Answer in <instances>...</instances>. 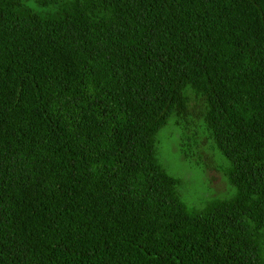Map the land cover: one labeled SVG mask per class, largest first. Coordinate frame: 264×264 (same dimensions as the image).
Segmentation results:
<instances>
[{
    "label": "trees",
    "instance_id": "obj_1",
    "mask_svg": "<svg viewBox=\"0 0 264 264\" xmlns=\"http://www.w3.org/2000/svg\"><path fill=\"white\" fill-rule=\"evenodd\" d=\"M0 264H264V0H0Z\"/></svg>",
    "mask_w": 264,
    "mask_h": 264
},
{
    "label": "rangeland",
    "instance_id": "obj_2",
    "mask_svg": "<svg viewBox=\"0 0 264 264\" xmlns=\"http://www.w3.org/2000/svg\"><path fill=\"white\" fill-rule=\"evenodd\" d=\"M179 135L180 130L172 119L160 129L158 159L169 174L181 178L178 192L187 207L200 208L212 197L230 195L233 188L221 168L224 157L217 150L206 148L204 153H195L188 158L180 149Z\"/></svg>",
    "mask_w": 264,
    "mask_h": 264
}]
</instances>
